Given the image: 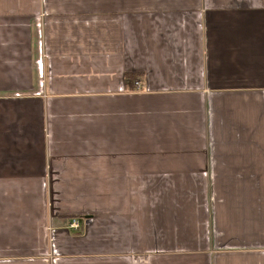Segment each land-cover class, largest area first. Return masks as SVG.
I'll list each match as a JSON object with an SVG mask.
<instances>
[{"label":"crops","instance_id":"1","mask_svg":"<svg viewBox=\"0 0 264 264\" xmlns=\"http://www.w3.org/2000/svg\"><path fill=\"white\" fill-rule=\"evenodd\" d=\"M0 264H264V0H0Z\"/></svg>","mask_w":264,"mask_h":264},{"label":"built area","instance_id":"2","mask_svg":"<svg viewBox=\"0 0 264 264\" xmlns=\"http://www.w3.org/2000/svg\"><path fill=\"white\" fill-rule=\"evenodd\" d=\"M135 84H136L137 86H139V83H138V82H136ZM69 227H70L71 229L75 230V231L79 230L80 227H81V224H80L79 219H76V218H75V219H72V220L70 221Z\"/></svg>","mask_w":264,"mask_h":264},{"label":"trees","instance_id":"3","mask_svg":"<svg viewBox=\"0 0 264 264\" xmlns=\"http://www.w3.org/2000/svg\"><path fill=\"white\" fill-rule=\"evenodd\" d=\"M136 78V76L135 75H128V76H126V81H131V80H134Z\"/></svg>","mask_w":264,"mask_h":264}]
</instances>
